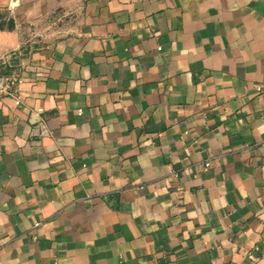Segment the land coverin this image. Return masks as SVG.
<instances>
[{
  "label": "crops",
  "instance_id": "0c3cea01",
  "mask_svg": "<svg viewBox=\"0 0 264 264\" xmlns=\"http://www.w3.org/2000/svg\"><path fill=\"white\" fill-rule=\"evenodd\" d=\"M0 68V264H264V0H0Z\"/></svg>",
  "mask_w": 264,
  "mask_h": 264
},
{
  "label": "built area",
  "instance_id": "2783aa9c",
  "mask_svg": "<svg viewBox=\"0 0 264 264\" xmlns=\"http://www.w3.org/2000/svg\"><path fill=\"white\" fill-rule=\"evenodd\" d=\"M21 81L19 72L17 71H3L0 68V96H10L14 99L15 103L20 102L18 85ZM41 110L35 111L34 116L36 121L42 123L39 115ZM207 165V163H206Z\"/></svg>",
  "mask_w": 264,
  "mask_h": 264
},
{
  "label": "rangeland",
  "instance_id": "374dc122",
  "mask_svg": "<svg viewBox=\"0 0 264 264\" xmlns=\"http://www.w3.org/2000/svg\"><path fill=\"white\" fill-rule=\"evenodd\" d=\"M61 25L58 24L57 22L53 25V27L50 28V30L46 31L45 26H41V25H37V40L32 41V45H40L43 43H47L49 42V40L55 38L56 36L59 35V31L61 30ZM32 33L34 32V30H31ZM29 31H27L28 33ZM45 33H49L50 35L46 36ZM26 34V33H25Z\"/></svg>",
  "mask_w": 264,
  "mask_h": 264
}]
</instances>
